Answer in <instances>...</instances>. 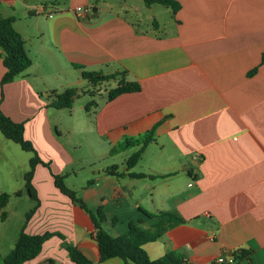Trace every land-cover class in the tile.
I'll use <instances>...</instances> for the list:
<instances>
[{
  "label": "crops",
  "instance_id": "1",
  "mask_svg": "<svg viewBox=\"0 0 264 264\" xmlns=\"http://www.w3.org/2000/svg\"><path fill=\"white\" fill-rule=\"evenodd\" d=\"M177 1L170 26L147 17L152 30L142 27L140 8L130 0H121L119 10L115 2L100 9L92 0H0V15L14 18L31 59L22 74L1 84L0 48V110L24 124L25 138L48 163L34 169L38 205L26 220L27 234L58 232L91 264H124L117 257L99 262L89 214L53 182L52 173L74 160L84 163L72 153L73 143L59 141L73 128L60 129L48 119L57 94L88 82L76 64L118 74L103 81L105 97L82 127L107 152L123 137L155 126L134 167L127 169L125 160L139 145L122 151L121 167L115 158L121 152H109L120 174L105 173L106 168L75 191L88 209H102L103 228L117 236L132 221L151 232L156 226L146 213L173 211L182 221L143 246L151 259L175 251L186 264H215L218 256L242 250L235 264H264V0ZM75 6H93V13L77 14ZM119 80L137 82L140 89L108 100ZM103 83L94 84L95 93ZM13 143L0 132V193L10 194L4 208L17 191L29 197L24 187L14 189L12 178L23 176L31 156ZM31 208L23 212V223ZM16 240L9 241L7 253ZM5 255L0 253L1 264ZM47 260L75 264L56 235L23 264Z\"/></svg>",
  "mask_w": 264,
  "mask_h": 264
},
{
  "label": "trees",
  "instance_id": "2",
  "mask_svg": "<svg viewBox=\"0 0 264 264\" xmlns=\"http://www.w3.org/2000/svg\"><path fill=\"white\" fill-rule=\"evenodd\" d=\"M145 6L152 4H161L169 7L172 13H175L180 8V3L177 0H142ZM14 18L12 16L0 15V48L3 52L2 63L4 66V73L1 77V84L12 81L15 77L22 74L31 64V59L25 49V42L21 35L15 30L13 26ZM264 61V54L262 56ZM78 69H81V76L91 84L101 83L109 79H114L118 74H103L95 71H85L82 66L74 64ZM256 68L249 74H253ZM140 85L137 82H129L119 80L117 86L107 92V99L111 100L121 93L139 91ZM77 94V89L69 87L56 95L54 101L50 103L51 107L56 109L70 108L73 99ZM95 102L90 101L86 104L85 110L89 109ZM155 131V126L135 137L125 136L119 140L110 150V153H117L119 150L139 145L138 149L134 151L126 160L125 166L130 169L135 166L141 157L144 146L152 139ZM0 132L3 136L27 152L32 153L28 162V168L24 172V191L27 195L36 202V204L25 214V222L23 223L19 236L14 243L12 249L3 257V264H23L27 261L33 260L41 251L43 243L56 235L61 240V245L67 252L69 259L75 264H91V261L86 257L76 246L68 243L64 236L58 232H44L42 234H27L24 231L26 220L30 217L38 205L36 191L32 186V177L35 166L42 163L48 167V163L41 161L33 144L24 136V124L16 122L10 117L6 116L0 110ZM115 166H110L105 170V173L120 174L115 171ZM132 177L141 178L144 175L141 173H130ZM54 185L67 197L76 202L80 208L86 211L94 226V239L97 243L99 262L110 258L117 257L124 264H186L184 257L175 251H168L162 256L151 259L144 249V244L150 241H155L160 238L163 232L174 223L182 221L181 218L173 211H160L157 213H146L156 226L155 230L151 232L141 231L137 228L134 222H129L127 230L120 235L113 236L107 232L102 224L105 221V216L101 208L91 211L87 208L85 203L77 196L76 192L64 184V175L53 174ZM91 183V180L87 182ZM20 191L14 193L18 196ZM10 194L6 192L0 193V218L3 219L5 212L2 210L9 201ZM240 253V254H239ZM245 255V252L240 250L233 254L234 260L231 263L220 264H235L236 260ZM45 264H53L52 260H47ZM216 264V263H215Z\"/></svg>",
  "mask_w": 264,
  "mask_h": 264
},
{
  "label": "rangeland",
  "instance_id": "3",
  "mask_svg": "<svg viewBox=\"0 0 264 264\" xmlns=\"http://www.w3.org/2000/svg\"><path fill=\"white\" fill-rule=\"evenodd\" d=\"M92 1V5L96 7L98 6L100 7V9L108 6L109 2H115L117 4V6H114L115 9L119 10V8L121 7L119 5L121 0ZM130 5L140 8L141 16H143L144 18V24L142 26L143 28H149L153 30V28H151V23H149L151 22V20L147 22V17H155L161 26H170V23L173 22L170 8L164 5L156 4L153 7L156 9L152 8L150 10L144 7L145 5L142 0H130ZM93 6H89V14L93 13ZM131 11L134 12V10L132 9ZM106 86L107 84L104 82L100 87L101 91H99L98 93H95L94 84H91L89 82L85 83L82 87L77 86V94L73 99L72 106L70 108H64L62 110L52 109V111L50 112H53L54 115H49L48 117L50 124H56L60 129H68V127L73 128L69 131V133H63L62 136H60L59 141L62 142L67 140L73 143L72 153L76 158L83 159L84 163L80 164L78 160H74L72 163L64 166L63 171L59 175H65L67 173L63 179L64 184L66 187L76 191L77 193L80 190V187L85 186L91 178H95L97 173L102 172L104 169L110 166H113V164H111V155H113L114 153H110V155L109 152L105 150V148L101 147L100 140L98 139L99 137H96L93 133H89L88 130L82 128L85 124H87L88 127V125L90 124V119L93 118L94 115L93 113L95 107H92L93 105L90 107L88 114H86V104L91 100L95 101V104L103 101L105 97L103 89ZM86 90L88 91L86 92ZM38 119L41 122L43 121L42 117H38L37 120ZM52 131L55 138L56 136H59V133L56 129L52 128ZM13 144H15L14 146H16L20 154H23L24 156H32V153L22 150L18 144ZM122 151L127 153V148L119 150L118 152H121L120 155H118V157H115L117 161L116 163H118L117 165L119 167H121L122 165L120 162L123 154ZM12 183L14 184V189H23L24 180L23 176H21V173H18L16 175V178H12ZM35 204L36 202L33 201L30 197H19L12 195L8 207L4 208L5 214H7V218L4 221H0V240H5L0 244V253H2L3 255L7 253L9 241L16 240L17 236H19L20 227L24 221L23 212L26 209L31 208ZM1 234H3V236Z\"/></svg>",
  "mask_w": 264,
  "mask_h": 264
},
{
  "label": "built area",
  "instance_id": "4",
  "mask_svg": "<svg viewBox=\"0 0 264 264\" xmlns=\"http://www.w3.org/2000/svg\"><path fill=\"white\" fill-rule=\"evenodd\" d=\"M74 11L77 14H82V15L84 14V15H86V14H89L90 13V7L89 6H75L74 7ZM233 260H234L233 254H231V255L222 254V255L218 256L215 259V263L216 264H220V263H231V262H233Z\"/></svg>",
  "mask_w": 264,
  "mask_h": 264
}]
</instances>
